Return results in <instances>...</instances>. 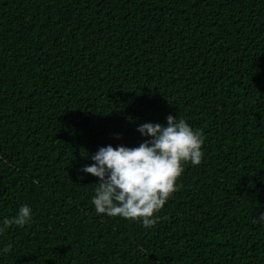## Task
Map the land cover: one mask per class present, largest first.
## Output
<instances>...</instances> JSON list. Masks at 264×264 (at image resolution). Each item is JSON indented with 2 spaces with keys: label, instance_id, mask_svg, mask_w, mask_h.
Listing matches in <instances>:
<instances>
[{
  "label": "trees",
  "instance_id": "obj_1",
  "mask_svg": "<svg viewBox=\"0 0 264 264\" xmlns=\"http://www.w3.org/2000/svg\"><path fill=\"white\" fill-rule=\"evenodd\" d=\"M202 132L150 228L96 213L100 147ZM119 134V138H117ZM0 264H264V0H0Z\"/></svg>",
  "mask_w": 264,
  "mask_h": 264
},
{
  "label": "clouds",
  "instance_id": "obj_2",
  "mask_svg": "<svg viewBox=\"0 0 264 264\" xmlns=\"http://www.w3.org/2000/svg\"><path fill=\"white\" fill-rule=\"evenodd\" d=\"M137 131L145 138L138 146L109 144L90 157L84 150L82 156L93 163L85 164L81 171L98 178L91 197L96 213L150 228L176 191L185 164L202 162L204 139L199 129L171 114L166 117V124L144 122L137 125ZM32 215L29 205H20L14 215L0 219V234L13 225L24 227ZM255 222L264 225V213L258 214ZM10 251V244L0 248V254Z\"/></svg>",
  "mask_w": 264,
  "mask_h": 264
}]
</instances>
